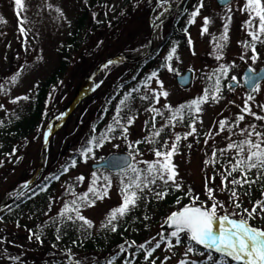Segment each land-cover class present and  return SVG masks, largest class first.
Here are the masks:
<instances>
[{
  "label": "rangeland",
  "instance_id": "obj_1",
  "mask_svg": "<svg viewBox=\"0 0 264 264\" xmlns=\"http://www.w3.org/2000/svg\"><path fill=\"white\" fill-rule=\"evenodd\" d=\"M177 2L178 0L173 6ZM203 3L204 7L201 8L195 23L189 24L188 21L191 12L200 4V0H188L181 8L182 10L162 25L155 40V51H161V55L149 64L145 73L140 74V80H142L152 70L165 64L169 65L173 71L165 68L158 74V79L163 82L164 90L169 93L167 98L161 96L158 104L154 101L151 90L159 91V87L157 78H153L147 88L132 93L126 101V107L119 105L125 94L140 82L128 84L133 75L138 72V68H134V65H112L95 80L91 94L79 104L65 125L52 136L46 170L36 186L60 169L70 154L90 136L93 127L99 126L101 127L99 131H102L107 125L113 124V117L116 115L118 106L122 109L121 123H126L128 116L136 117L129 128L128 139L125 140L121 130L117 128L111 134L114 138L107 142L95 158L80 164L61 179L54 186L47 200L42 197L31 198L21 210L1 213L0 264H76L77 261L79 264H93V260L113 256L121 250L122 245L126 248L133 241L135 246L130 247L131 250L148 241H152V245H148L152 247L155 243L153 238L159 239L158 233L170 232L161 231L160 228L171 212L179 209L168 207L162 214L160 205L173 192L183 195V204H188L190 201L185 193L189 188L194 195L200 197L201 201H207L206 181L209 187L216 190L217 200L225 205L227 211H242L244 208L251 211L252 208L244 193L256 184L245 185L243 188L236 186L240 194L241 209L233 207L227 191H220L222 177L219 173L230 162L235 163L233 159L235 150L226 152L223 156L219 155V150L226 148L230 142H239L244 139L247 133L244 136L240 135V129L254 124L258 131L264 132V120H256L251 115H245L239 127L233 129L236 135H232L227 129L219 135L216 133L219 131L220 120L226 118L233 123L236 116L241 114L249 94L254 96L253 100L248 101L252 111L264 116V108L261 107L264 106V82L259 85V91L251 93L247 92L242 85L234 91L229 90L226 85L233 76L236 77L235 81L241 82L242 74L248 67L254 71L264 67V43L256 42L259 60L253 63L249 59L252 55L251 49L244 47V42L251 43L248 29L244 27L249 14L241 11L246 0H235L225 8H220L216 0H203ZM24 6V11L19 12L14 0H0V18H2L0 19V83L10 81L11 77L22 69L15 85L7 84V94L0 93V105H3V108H0V122H2L0 134L6 136V142L0 138V161L3 162L0 165V203L10 199L13 192L37 170L45 131L57 122L61 113L78 96L91 72L100 63L118 54L136 55L143 52L149 40L152 22L162 14L167 16L169 13V11L165 12L166 4L163 0H24ZM229 7L231 12L228 11ZM57 8L63 15L56 11ZM18 12L19 17L26 18L23 25L26 34H22L19 30ZM229 15L231 21L228 40L223 49V58L217 60L212 37L223 33L226 17ZM204 17L210 19V24L208 32L201 35ZM82 19L85 21L77 37V48H69L76 27ZM175 28L179 32L187 29L185 40H181V43L177 40L179 35L175 33ZM189 38L192 41L191 45ZM173 47L176 48V54L171 61H167L166 57ZM67 49H71L68 55V67L46 98L40 122L25 137L18 139L16 132L15 140H9L10 136L4 134V131L8 129V133L10 128L13 131V126L18 120L23 119L22 123L30 125L29 117H24L31 115L32 99L40 85L61 67L63 51ZM242 55L245 56L244 60L240 59ZM221 65L229 69L225 75L227 76L225 83L220 84L222 99L219 102L209 100L202 105V112L198 114L199 119L196 121L195 135L188 136L186 140L183 139L184 134L190 131L188 125L191 122V118L185 115L183 122H172L175 127L164 128L161 135L156 137L159 143L142 142L136 146L141 153L135 157L136 161H153L154 149L159 148L164 141H168L170 147L175 136L179 134L182 139L178 144V154L173 156L172 162L179 173L181 189L179 191L171 189L164 199H157L154 193L145 190L142 198L137 201V206L114 222L115 232L111 231L110 227H102V224L107 222L106 218L110 211L122 203L120 188L121 180L125 179V172L94 171L91 165L112 153L129 155L130 143L143 141L146 136H151L153 132L168 123L171 113L163 108V105L176 109L202 96L204 90L214 82L215 77L210 81L209 76H212ZM188 69L195 72V79L191 87L184 89L178 86L176 76L183 75ZM24 96L29 99H21L17 103L11 102L17 97ZM141 96H148V99H141ZM151 107L159 108L163 112V117L156 118L155 129L151 126V118L154 114L147 110ZM104 117H106L105 121L100 124L99 121ZM210 131L211 136L208 135ZM206 140L207 143H205ZM9 142H13V145L9 146ZM189 144L192 145L191 148L188 147ZM14 148L15 154L8 155ZM214 149L217 150L216 158L211 155ZM214 159L215 163L212 162ZM205 160L209 161L207 165L204 163ZM136 166L145 167L144 164ZM93 173L99 178L97 187L104 183L103 177L107 176L111 180V188L103 200L96 201L94 207L81 209V214L93 224L91 228H87V226L81 227L82 222L74 223L62 217L60 213L64 204L70 203L75 198L69 189L76 195L87 192L92 185ZM240 175V172L233 173L229 181L232 178L239 179ZM257 175L255 169L250 173L251 178H256ZM80 177L84 179L81 181ZM231 187L229 183V188ZM257 201H264V195H259ZM207 203L208 206L211 205V201ZM250 224L257 228H264V218L257 216L250 221ZM136 229H142L145 232L144 236L139 237L140 234ZM36 235L40 238L36 239ZM30 236H32L31 239ZM58 236L59 239H57ZM106 236L108 242L114 241V236L117 239L128 236L130 239L114 250L80 248L81 245L85 246L89 242L102 241ZM173 243H175L174 240ZM186 246V237L171 251H166V245L162 244L161 248L156 249L153 256L145 262L151 264V261L155 259L156 264H161L166 256L171 257L166 264H179L182 259L202 261L206 258L191 253L186 257ZM143 263L140 257L136 264Z\"/></svg>",
  "mask_w": 264,
  "mask_h": 264
},
{
  "label": "snow or ice",
  "instance_id": "obj_2",
  "mask_svg": "<svg viewBox=\"0 0 264 264\" xmlns=\"http://www.w3.org/2000/svg\"><path fill=\"white\" fill-rule=\"evenodd\" d=\"M167 2V0H163ZM230 2V0H229ZM16 9L19 12L24 11V0H14ZM51 7V5H49ZM204 7L203 0H200V4L196 9L191 12L188 23H195L197 16L200 15L201 8ZM61 15L63 13L60 9H56ZM231 12V8H228ZM242 12H247L249 14V19L245 21L244 27L248 29V35L251 37V43L244 42V47L246 49H251L252 55L249 59L253 63L259 60V56L256 53V42L264 43V0H246L244 7L241 9ZM18 15V22L20 24V32L26 34V30L23 27L26 22V18H21ZM2 19V18H0ZM231 21V16L226 17V22L224 24L223 33L220 36H213L212 42H214L215 47V59L221 60L223 58V49L226 47L228 40V30L229 23ZM210 24V19L208 17L203 18V25L201 28V35L208 32V26ZM187 32V29H185ZM192 41L189 38V44ZM176 54V48L173 47L166 57L167 61H171L173 56ZM179 59V57H176ZM241 60L245 59V56L240 57ZM114 63V61H109L104 65L107 68L109 65ZM162 67H166L169 71L173 69L165 64ZM228 67L221 65L212 76H209V80L212 81L215 77L214 82L209 88H206L203 95L193 99L187 104L180 105L176 109H171L168 105H163V108L168 109L171 113L168 123L161 126L152 133L151 136H146L143 141H135L128 145L129 149V162H128V173H125V179L121 180L120 194L122 197V203L119 207L112 209L106 218V223L102 224V227L109 228L115 232L116 225L115 221L119 218L125 216L131 208L137 206V201H139L145 190L150 193H154L155 198L164 199L171 189L179 191L181 189V183L179 180V173L176 171V165L172 162L174 155L178 154V144L180 143L182 137L177 134L175 139L172 141L170 147L169 142L164 141L159 148L154 149L155 159L153 161H136L135 157L141 155L138 148L136 147L142 142L149 144H157L159 141L156 137L161 135L165 127L172 126L175 127L173 121L183 122L185 115L191 118L189 123L190 131L185 133L183 139H187L188 136H193L196 134V121L199 119L198 114L202 112V105L208 103L209 100L214 102H219L222 99L220 80L222 76H225L228 72ZM21 70H18L10 79L5 83H0V93L7 94L8 88L7 84L11 83L15 85L18 78L21 75ZM153 78H157L156 82L159 87V91L153 89L152 98L158 104L160 97L163 96L167 98L169 93L164 90L163 82L158 79L157 72H153L147 81H151ZM257 77L253 69H249V75L245 80V83L249 84L252 92L259 91V85L256 84ZM232 80L235 81L236 77L233 76ZM145 81V87H148V83ZM99 87V85H97ZM229 90L234 91V87L229 85ZM139 88H134L130 92L126 93L124 98L120 100L119 105L127 106L126 101L132 96V93L139 92ZM141 99H148V96H141ZM27 100L29 97H17L13 99L12 103H17L19 100ZM254 99L252 94H249L245 100L244 107L241 109V114L237 115L235 121L230 123L226 118L220 120L219 131L216 133L219 135L226 129L232 134L237 133L233 131L234 128L239 127V123L245 119V115H251L256 120H264V116L257 115L252 111L248 101ZM264 108V106H261ZM3 108V105H0ZM154 115L151 118V126L153 129L156 128V118L157 116L163 117V112L159 108L151 107L147 109ZM122 109L120 106L117 107L116 115L113 117V124L107 125V127L95 135L96 128L93 127L92 132L94 133L88 141V146H86L80 155L83 157H88L93 151V145L95 147H102L106 140H110L114 137L111 136L117 128L121 130V134L125 140L128 139L129 128L134 123L136 117L128 116L126 118V123H121L120 113ZM202 123V121H200ZM2 123V122H0ZM148 122L146 121V124ZM244 139L239 142H230L227 144L226 148L219 150V155L223 156L226 152L235 150V156L233 159L235 163H229L225 169L220 172L221 175V185L220 191H227L229 193V201L233 204L235 209H241L242 205L240 202V194L237 191V187L243 188L245 185L251 186L260 180H264V132L258 131L256 125H250L248 128L240 129L239 134L244 136ZM209 136L212 135L210 131ZM48 133H45V143H47ZM255 137V139H253ZM207 143V140L205 141ZM118 147V145H116ZM191 144L188 145L191 148ZM16 149L8 155H14ZM212 157H217V150L212 151ZM213 163L216 162L214 159ZM0 161V165H2ZM205 165L209 163L205 160ZM137 164H144V168L137 167ZM76 165V160L71 161V167ZM255 169L257 176L255 179L250 178L251 171ZM68 167H64L63 171H67ZM240 172V178H232L229 181V177H232L233 173ZM58 176L51 177V179H58ZM81 181L83 177L79 178ZM98 177L93 173L92 185L88 188V191L82 195H76L69 189L70 193L75 197L70 203H65L63 210L60 215L66 217L67 220L72 222L80 221L81 227L87 226L91 228L93 226L92 222L88 220L81 214V209L83 207H94L97 200H103L107 196L109 189L111 188V180L109 177H103L104 183L97 187ZM215 181V175L212 177V182ZM229 183L232 185L229 188ZM39 187V186H37ZM22 189L29 188V184L26 183L21 186ZM160 189V190H156ZM41 190H44L41 188ZM215 189L208 186V182L205 183V195L207 201H211V205L208 206L207 201H201L198 195H194L192 189L189 188L185 195L189 198V203L185 204L182 208L177 211L171 212V214L166 218L165 224L168 225L172 230L165 234L164 232L158 233L159 239L155 237V243L152 247V241H148L145 244L138 246L139 250H143L145 254V260H149L153 256L156 249L161 248V245H166V251H171L174 247L179 246L184 238L186 237L187 246L185 251V256L188 254L200 255L206 257L204 260L200 261L199 264H264V228H257L250 224V221L255 219L257 216L264 218V201H256L253 204L251 211L244 208L242 211L229 212L225 208V205L217 200L215 195ZM245 195L249 193L245 192ZM16 199L20 198V194H17ZM181 198H177L176 203L180 204ZM259 209V211H258ZM69 213H74L75 215H70ZM147 219V217H145ZM163 228V225L161 226ZM59 231V229H57ZM32 236H30V239ZM39 239V235L35 236ZM59 239V236L57 237ZM173 240L175 243H173ZM135 246V242H131L128 247ZM198 246V247H197ZM203 249L204 251H200ZM122 251H127V249L122 245ZM215 254V255H214ZM171 259V257L166 256L165 260L161 264H166V261ZM76 264H79L77 261ZM111 264V262H109ZM151 264H156L155 259L151 261ZM179 264H198L196 260L182 259Z\"/></svg>",
  "mask_w": 264,
  "mask_h": 264
},
{
  "label": "trees",
  "instance_id": "obj_3",
  "mask_svg": "<svg viewBox=\"0 0 264 264\" xmlns=\"http://www.w3.org/2000/svg\"><path fill=\"white\" fill-rule=\"evenodd\" d=\"M85 19H82L81 23L78 24V26L76 27V30L74 32V36L72 37V41L69 44V48H77L78 42H77V37L79 36V33L81 32V28L84 24ZM175 33L178 34V42L181 43L182 41L185 40V37H183V35H180L179 30H177L175 28ZM182 40V41H181ZM71 49H67L63 51V55L64 58L62 60V65L61 67L54 72V74L52 76H50L49 78H47L38 88L35 96L32 99V105H31V115H27L24 118H28V121L30 122V125L28 123H25L23 121V119L18 120L15 125L13 126V131L10 129V131L7 133V135L10 136V134L12 133V135H14L16 137V132H17V137L22 138L25 137L26 135H28L40 122L42 115H43V109H44V104L46 101V98L48 97L49 93L51 92V90L53 89V87L61 80V77L63 75V73L66 70V67L69 63V52ZM161 55V51L157 50L154 51V53L145 61L134 65V68H138V72H136L133 77L129 80L128 84L131 85L133 83H137L139 82L135 88H139L140 91L145 89V81H147V78L153 73V72H157V74L160 73V71L164 70L166 67H162L160 66L159 68L152 70L149 74L145 75V77H143L142 80H140V74L141 73H145L146 70L149 68V64H152L153 61H156L159 56ZM66 56V57H65ZM227 79V76L221 77L220 83H225V80ZM153 80V79H152ZM151 81H147L148 85L151 84ZM127 84V85H128ZM118 97V96H117ZM116 97V98H117ZM106 117H104L102 120L99 121L103 122L105 121ZM98 123V124H99ZM101 124V123H100ZM96 133L95 135H99V133L101 131L99 126H96ZM12 131V132H11ZM103 131V130H102ZM94 133H90V136L86 139V141L75 151H73L70 156L66 159V161L62 164V166L60 167V169L58 171H56L52 176L48 177L46 180L42 181L41 184L39 185V187H36L35 189H33L31 191V193H29L25 198H22L21 200H19L15 206L14 209L16 210H21V208H23V206L25 205L24 203H22L23 201H27L28 198H30V196L33 197V195L35 196H41L44 199H48L49 198V194L50 192H52V190L54 189V186L61 180L63 179L66 175H68L73 169H75L76 167H78L80 164H84L87 163L90 160H93L95 158V156L106 146L107 142L109 140H106L103 144L102 147H95L93 145V151L92 153L89 154V156L83 157L80 155V152L86 147L88 146V141L89 139L92 137ZM0 138H1V134H0ZM4 140V139H3ZM6 142V138L4 140ZM10 145V144H9ZM75 159L76 160V165L74 167H71V161ZM64 167H68V170L65 172L63 171ZM128 171V170H127ZM125 171V173L127 172ZM33 175V174H32ZM31 175V176H32ZM54 176H58V179H51V177ZM251 178V176H250ZM251 179H255V178H251ZM256 185H253L250 187V189L248 190L247 193H249L248 195H246V197L248 198V204H250V207H253V204L257 201V198L259 195H264V180H260L257 183H255ZM41 188H43L44 190H41ZM181 198V202L180 204L176 203L177 198ZM183 195L178 194V193H171V195L167 198L166 201H164L160 207H161V212L162 214H164L165 209L168 207H175V208H181L184 206L183 204ZM184 199V198H183ZM48 204V201H47ZM137 230V229H136ZM137 233H139V237L144 236L145 232H143V230H137ZM135 235V234H134ZM137 236V235H135ZM69 238V237H68ZM107 236L102 240H96L95 242H89L87 243L85 246L81 247L83 249H97V250H102V251H108V250H114L115 248L119 247L121 244L127 242L130 237L126 236L124 238H119L117 239L114 236V241L112 240L111 242L107 241ZM108 243V244H107ZM198 247V246H197ZM110 248V249H109ZM127 251H122L120 250L118 253L114 254L113 256H107L105 259L102 260H93L92 263L93 264H109V262H111V264H136L139 261V258L144 254L143 250H139L138 247L134 248L133 250L130 249V247H126ZM200 251H203L202 249H200ZM215 255V254H214ZM198 264L200 262V260L197 261ZM229 264H231V262H229Z\"/></svg>",
  "mask_w": 264,
  "mask_h": 264
},
{
  "label": "water",
  "instance_id": "obj_4",
  "mask_svg": "<svg viewBox=\"0 0 264 264\" xmlns=\"http://www.w3.org/2000/svg\"><path fill=\"white\" fill-rule=\"evenodd\" d=\"M186 0H179L178 4L172 8L170 14L166 16L165 18L161 19L158 22H154L152 24L151 28V33L148 41V45L145 49L144 52H142L139 55H118L112 59H109L102 64H100L93 72L92 74L88 77L87 83L85 88L82 90L81 94L73 101V103L70 105V107L62 114L59 122L49 131L48 136H47V143H45V138H44V143L42 147V154L40 158V165L37 170V172L34 174V176L26 183L29 184V188L27 189H22L21 187L16 190L11 199L9 201H5L1 206H0V212L7 209L10 207L17 199L15 198L17 194H20V197L28 191L32 186H34L38 180L41 178L45 167H46V161H47V154L49 150V144H50V139L53 136V134L58 131L60 128L63 127L65 122L67 121L68 117L72 114V112L75 110V108L78 106V104L89 94L90 92V87L92 83L94 82L95 78L100 74V72L105 69L104 65L107 64L109 61H114V63H128V64H137L145 60L154 50V45H155V35L160 29V27L168 21L178 10L179 8L183 5V3ZM233 0H217L218 4L220 7H225L228 4H230ZM112 63V64H114ZM249 69L247 68L242 76V81L245 89L248 91H252L251 87L249 84L245 83V80L247 79L249 75ZM255 76L257 77L256 79V84H260L262 81H264V68H262L259 72L255 73ZM194 79V72L192 70H188L185 75L183 76H177L176 80L179 86L183 88H188L192 85ZM232 85L234 88L239 86V83L236 81L231 80L228 84ZM128 162H129V155L127 154H111L107 158H105L103 161L94 163L92 165L93 170H99V169H106L110 172H120L123 170L128 169ZM25 183V184H26ZM161 230H168L171 231L172 229L168 227L167 224L163 225V228L161 227Z\"/></svg>",
  "mask_w": 264,
  "mask_h": 264
},
{
  "label": "bare ground",
  "instance_id": "obj_5",
  "mask_svg": "<svg viewBox=\"0 0 264 264\" xmlns=\"http://www.w3.org/2000/svg\"><path fill=\"white\" fill-rule=\"evenodd\" d=\"M177 0H168L165 4H166V8H165V12H168L170 11V9L172 8V6L174 5V3L176 2ZM164 14L161 15V17H163ZM161 17H158V18H161ZM158 18H155L156 21Z\"/></svg>",
  "mask_w": 264,
  "mask_h": 264
}]
</instances>
